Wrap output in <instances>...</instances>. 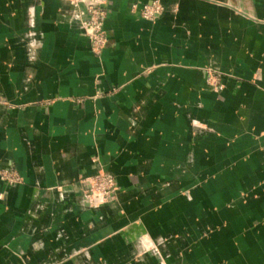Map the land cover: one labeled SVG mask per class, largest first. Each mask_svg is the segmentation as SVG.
<instances>
[{"label":"crops","instance_id":"0c3cea01","mask_svg":"<svg viewBox=\"0 0 264 264\" xmlns=\"http://www.w3.org/2000/svg\"><path fill=\"white\" fill-rule=\"evenodd\" d=\"M103 8L0 0V264H264V0Z\"/></svg>","mask_w":264,"mask_h":264},{"label":"built area","instance_id":"2783aa9c","mask_svg":"<svg viewBox=\"0 0 264 264\" xmlns=\"http://www.w3.org/2000/svg\"><path fill=\"white\" fill-rule=\"evenodd\" d=\"M68 1L74 5H85V9L80 12L81 30L89 40L92 53L99 56L107 40L103 30L105 19L103 5L105 4V0ZM160 12L161 7L157 3H153L151 6H145L143 8L142 16L147 20H152ZM0 179L8 185H17L20 183V177L11 169L1 170ZM82 184L85 186L84 197L92 207H98L112 200L118 190L114 177L105 172L83 179Z\"/></svg>","mask_w":264,"mask_h":264},{"label":"rangeland","instance_id":"374dc122","mask_svg":"<svg viewBox=\"0 0 264 264\" xmlns=\"http://www.w3.org/2000/svg\"><path fill=\"white\" fill-rule=\"evenodd\" d=\"M106 2H107V0H105V4H106ZM105 4H104V5H105ZM103 10H104V8H103Z\"/></svg>","mask_w":264,"mask_h":264}]
</instances>
